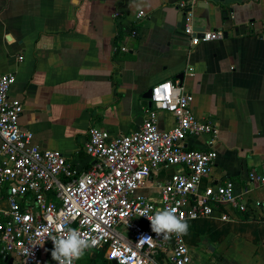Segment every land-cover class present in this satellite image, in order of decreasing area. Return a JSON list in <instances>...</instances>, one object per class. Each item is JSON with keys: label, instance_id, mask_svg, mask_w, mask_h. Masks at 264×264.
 Wrapping results in <instances>:
<instances>
[{"label": "crops", "instance_id": "crops-1", "mask_svg": "<svg viewBox=\"0 0 264 264\" xmlns=\"http://www.w3.org/2000/svg\"><path fill=\"white\" fill-rule=\"evenodd\" d=\"M179 1L0 0V74L15 75L9 94L23 104L20 127L79 173L90 167L83 149L90 129L139 128L146 91L180 80L194 115L218 129L216 160L200 187L231 179L235 193L262 203L247 212L224 205L186 221L194 242L206 238L204 247L189 246L188 264H264V185L248 180L250 172H264V0H197L196 29L225 32L197 45L184 33ZM139 11L145 14L136 18ZM158 123L168 129L174 117L159 111ZM207 143L206 136L185 142L193 149ZM175 170L153 175L142 193L156 199L154 182ZM44 250L46 264H55ZM17 262L0 248V264Z\"/></svg>", "mask_w": 264, "mask_h": 264}, {"label": "built area", "instance_id": "built-area-1", "mask_svg": "<svg viewBox=\"0 0 264 264\" xmlns=\"http://www.w3.org/2000/svg\"><path fill=\"white\" fill-rule=\"evenodd\" d=\"M196 4L178 3L189 44L223 39V29H196ZM144 14L139 11L136 18ZM14 82L13 73L0 74V248L17 264H46L45 247L51 252V238L69 229L92 242L85 254L99 260L95 264H188L191 254L183 236L157 237L146 216L171 207L188 221L210 217L224 205L247 212L262 204L235 193L231 179L200 187L216 160L218 129L194 115L192 95L178 79L151 87L139 128L125 134L90 129L83 148L90 167L83 173L60 151L35 145L33 133L20 127L23 104L9 94ZM159 111L174 117L172 127H159ZM196 136L208 137V143L188 148L186 140ZM170 167L177 170L154 182L156 199L142 193L153 175ZM248 180L264 185V172H250ZM141 237L152 239L138 242Z\"/></svg>", "mask_w": 264, "mask_h": 264}, {"label": "clouds", "instance_id": "clouds-1", "mask_svg": "<svg viewBox=\"0 0 264 264\" xmlns=\"http://www.w3.org/2000/svg\"><path fill=\"white\" fill-rule=\"evenodd\" d=\"M150 221L151 231L168 239L172 234L183 236L188 233L189 225L176 210L171 207L156 209L154 214L146 216ZM151 237H141L138 242L151 240ZM53 249L51 257L57 264H74L91 249L92 242L86 239L78 230L69 229L58 237L51 238Z\"/></svg>", "mask_w": 264, "mask_h": 264}, {"label": "rangeland", "instance_id": "rangeland-1", "mask_svg": "<svg viewBox=\"0 0 264 264\" xmlns=\"http://www.w3.org/2000/svg\"><path fill=\"white\" fill-rule=\"evenodd\" d=\"M183 238H184L186 244L188 245V247L189 246L193 247L196 244L199 245V247H204V242L206 241L205 240L206 238L204 236H201V237L197 238V242H194V239L192 238V236L189 233H187L186 235H183ZM44 254H46V253H44ZM90 258L91 257H89L88 254H85L81 259H79V260H81V261H79V264H85L88 261V259H90Z\"/></svg>", "mask_w": 264, "mask_h": 264}, {"label": "water", "instance_id": "water-1", "mask_svg": "<svg viewBox=\"0 0 264 264\" xmlns=\"http://www.w3.org/2000/svg\"><path fill=\"white\" fill-rule=\"evenodd\" d=\"M150 97H151V88L148 89V90L146 91L145 95H144L145 103H146L148 106H150V101H149ZM111 264H117V263H116L115 260H112V261H111Z\"/></svg>", "mask_w": 264, "mask_h": 264}, {"label": "trees", "instance_id": "trees-1", "mask_svg": "<svg viewBox=\"0 0 264 264\" xmlns=\"http://www.w3.org/2000/svg\"><path fill=\"white\" fill-rule=\"evenodd\" d=\"M96 261H97V259H95V258H90V259H88V261H87L85 264H95ZM5 264H6V263H5Z\"/></svg>", "mask_w": 264, "mask_h": 264}]
</instances>
